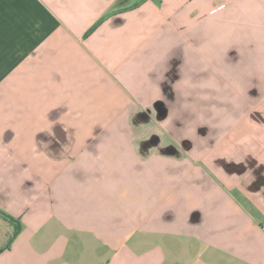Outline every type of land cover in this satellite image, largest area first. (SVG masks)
Segmentation results:
<instances>
[{
    "label": "crops",
    "instance_id": "obj_1",
    "mask_svg": "<svg viewBox=\"0 0 264 264\" xmlns=\"http://www.w3.org/2000/svg\"><path fill=\"white\" fill-rule=\"evenodd\" d=\"M0 211V264H264V0H0Z\"/></svg>",
    "mask_w": 264,
    "mask_h": 264
},
{
    "label": "trees",
    "instance_id": "obj_2",
    "mask_svg": "<svg viewBox=\"0 0 264 264\" xmlns=\"http://www.w3.org/2000/svg\"><path fill=\"white\" fill-rule=\"evenodd\" d=\"M0 218H2L4 221H6L11 226V235L8 240L7 246L11 244V242L16 238V236L19 234L21 230V224L19 219L13 218L12 216L0 211Z\"/></svg>",
    "mask_w": 264,
    "mask_h": 264
},
{
    "label": "clouds",
    "instance_id": "obj_3",
    "mask_svg": "<svg viewBox=\"0 0 264 264\" xmlns=\"http://www.w3.org/2000/svg\"><path fill=\"white\" fill-rule=\"evenodd\" d=\"M43 148L47 149L48 148V144L47 143H43L42 142V145H41Z\"/></svg>",
    "mask_w": 264,
    "mask_h": 264
},
{
    "label": "rangeland",
    "instance_id": "obj_4",
    "mask_svg": "<svg viewBox=\"0 0 264 264\" xmlns=\"http://www.w3.org/2000/svg\"><path fill=\"white\" fill-rule=\"evenodd\" d=\"M151 124V123H150Z\"/></svg>",
    "mask_w": 264,
    "mask_h": 264
}]
</instances>
